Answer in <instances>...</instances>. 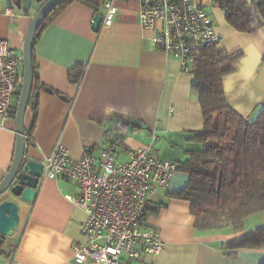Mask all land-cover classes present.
Segmentation results:
<instances>
[{
  "label": "crops",
  "instance_id": "obj_1",
  "mask_svg": "<svg viewBox=\"0 0 264 264\" xmlns=\"http://www.w3.org/2000/svg\"><path fill=\"white\" fill-rule=\"evenodd\" d=\"M44 1H33L23 13L0 0V38L19 56L30 21ZM196 1L218 36L216 49L241 54L222 87L229 107L252 122L264 107V25L251 33L238 32L214 0ZM115 8L113 23L94 32L93 16L103 14V7L98 3L95 12L73 0L40 32L33 50L43 88L36 93L34 128L25 142L27 159L43 164L56 143L74 159L87 149L97 156L108 141L119 139L117 159L124 162L129 151L147 147L156 136L154 156L178 167L189 152L202 148L193 140L203 126L193 75L152 48L153 33L140 27L136 0H117ZM76 67L82 68L81 79L72 83L68 72ZM32 117L27 108L25 129ZM122 123L127 125L118 127ZM14 148L12 117L0 131V181L11 166ZM187 184L188 174L176 170L165 189L149 196L144 219L158 231L163 251L125 264H262L264 249H229L225 244L264 225V211L245 219L240 232L230 226L198 231L189 202L170 197ZM76 192L66 181L45 179L39 180L31 203L16 200L18 227L2 264H76L72 248L84 241L80 228L85 220L84 212L68 199Z\"/></svg>",
  "mask_w": 264,
  "mask_h": 264
},
{
  "label": "built area",
  "instance_id": "obj_2",
  "mask_svg": "<svg viewBox=\"0 0 264 264\" xmlns=\"http://www.w3.org/2000/svg\"><path fill=\"white\" fill-rule=\"evenodd\" d=\"M117 0H102L100 27L110 26ZM138 21L153 33L152 48L179 62L191 73L201 51L215 46L218 36L203 6L196 0H136ZM10 19L13 15H9ZM21 56L0 38V131L15 116L20 91ZM128 152L127 161L117 159L121 142L108 141L93 155L91 149L74 159L60 143L43 162L40 180L66 181L77 192L70 202L85 214L80 232L83 243L73 246L76 264H125L145 255H159L164 242L145 221L148 198L165 189L177 170L173 162L158 160L152 146Z\"/></svg>",
  "mask_w": 264,
  "mask_h": 264
},
{
  "label": "trees",
  "instance_id": "obj_3",
  "mask_svg": "<svg viewBox=\"0 0 264 264\" xmlns=\"http://www.w3.org/2000/svg\"><path fill=\"white\" fill-rule=\"evenodd\" d=\"M71 1L55 7L35 34L31 54L33 81L28 104L33 117L25 129V142L34 128L36 93L43 88L36 73L34 44L43 28ZM76 1L97 12L102 0ZM214 3L224 10L227 23L238 32L251 33L264 25V0H214ZM201 54L203 58L194 63L191 74L192 89L197 94L203 119L202 129L194 133L193 140L202 148L189 152L187 159L177 167L188 174V184L170 197L189 202L196 230L204 232L230 226L240 232L245 219L264 211V107L252 122H247L226 102L222 81L234 71L233 64L240 52L229 54L210 46ZM81 74L82 68L76 67L69 70L68 79L78 83ZM126 125L122 123L118 127ZM225 245L229 249H264V225L248 230Z\"/></svg>",
  "mask_w": 264,
  "mask_h": 264
},
{
  "label": "water",
  "instance_id": "obj_4",
  "mask_svg": "<svg viewBox=\"0 0 264 264\" xmlns=\"http://www.w3.org/2000/svg\"><path fill=\"white\" fill-rule=\"evenodd\" d=\"M37 3L43 0H6L8 7H14L26 13L32 2ZM68 0H46L42 3L38 11L32 17L26 31L21 49V83L20 91L16 102L15 122V148L13 160L8 171L0 181V244L2 238H11L16 233L18 227V204L16 200L31 203L35 197L38 183L43 171L42 163L26 158L25 155V113L28 108L32 81V47L35 34L40 24L48 14L58 5ZM102 21V14L95 13L92 19V29L98 32ZM50 92L48 89H45ZM66 100V97H60ZM2 249H0V264L3 263ZM4 251V249H3ZM5 257H9L7 254Z\"/></svg>",
  "mask_w": 264,
  "mask_h": 264
},
{
  "label": "flooded vegetation",
  "instance_id": "obj_5",
  "mask_svg": "<svg viewBox=\"0 0 264 264\" xmlns=\"http://www.w3.org/2000/svg\"><path fill=\"white\" fill-rule=\"evenodd\" d=\"M2 239H3V242L0 244V249H2V250H1V252H2V257H3V258H6L5 256H6L7 254L10 255V252H11V249H12V248L6 246L7 240H8L9 238H2ZM11 239H12V237H11ZM11 247H12V246H11ZM3 249H4V251H3Z\"/></svg>",
  "mask_w": 264,
  "mask_h": 264
},
{
  "label": "rangeland",
  "instance_id": "obj_6",
  "mask_svg": "<svg viewBox=\"0 0 264 264\" xmlns=\"http://www.w3.org/2000/svg\"><path fill=\"white\" fill-rule=\"evenodd\" d=\"M19 71H20V73H21V71H22V66H20ZM6 246H8V247H10V248L13 247V241H12L11 238H9V239L7 240ZM11 246H12V247H11Z\"/></svg>",
  "mask_w": 264,
  "mask_h": 264
}]
</instances>
